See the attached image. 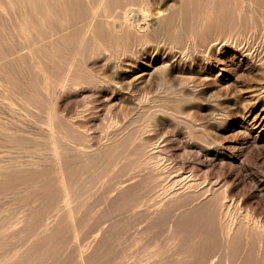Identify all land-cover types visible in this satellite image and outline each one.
<instances>
[{
	"label": "bare ground",
	"instance_id": "bare-ground-1",
	"mask_svg": "<svg viewBox=\"0 0 264 264\" xmlns=\"http://www.w3.org/2000/svg\"><path fill=\"white\" fill-rule=\"evenodd\" d=\"M224 54L264 105V0H0V264H264V204L190 158L202 111L264 130L204 108Z\"/></svg>",
	"mask_w": 264,
	"mask_h": 264
},
{
	"label": "rangeland",
	"instance_id": "rangeland-1",
	"mask_svg": "<svg viewBox=\"0 0 264 264\" xmlns=\"http://www.w3.org/2000/svg\"><path fill=\"white\" fill-rule=\"evenodd\" d=\"M220 58H225L226 61L228 60L227 65L228 64L229 65L227 66L226 70L220 71V68H218L220 66H218L214 69V71H215V73L217 72V73L221 74L222 82H224V83L222 85H218V86L216 84H214L215 86L210 85L211 88H209V91L207 92L208 94H206L203 97L204 100L202 99V103L207 107L206 108L204 106V108L209 110V111L213 110L212 106L210 107L209 104L215 105L217 102L216 97L220 94L219 100H222L221 95H222L223 99L225 97H227L229 99H231V97H233L232 100L234 99L233 101H234L236 107L241 106L242 103H244V102H245L244 104L250 105L246 102V100L249 103H250V101H252L251 102L252 105L250 106V109H252V115L258 111H261L262 115H263L264 114V108H263L264 105H260L256 100L254 101L255 98L252 95L251 87L253 88V86H254V89H255V85L257 82V76L255 75L254 72L249 70L250 65H245L246 62H242L241 68H236L235 64H239L238 59L235 58L233 60V62H231V60H229L231 58H227L226 54H224ZM244 66H246V68H244ZM243 68H244V72L242 70ZM223 85L227 86V88ZM216 86H217V88H216ZM223 87H225L224 88L225 90L222 89V92L218 91V90H221V88H223ZM219 92H221V93H219ZM226 92H228V93L226 94ZM253 93L255 95L254 90H253ZM214 94H215V96L216 95L217 96L215 97ZM251 97H253L252 100H251ZM213 99L214 100L216 99V101H214ZM211 101H212V103H211ZM213 102H215V104ZM220 105H221L222 110L223 109L226 110L227 104H224L225 105L224 106L223 103L219 104V106L217 104L216 106H218V107L215 109H217V110L220 109ZM261 108H263V109H261ZM204 113H205V111H202V113L199 114L197 123H199V122L200 123L198 124L197 128L198 129L200 128L201 132L203 134H205L204 137H206V138L208 137V139H210L213 143H212V146L209 145L210 148H208L209 146L206 147L205 145H203L204 146V148H203L202 142L197 141V144H194V147H193L194 153L190 157L192 163L196 162L195 164L197 165V168L200 170V171L198 170V173L202 174V175L206 174L205 176H207V178L210 180H217L218 178H219V180H221V179L225 178L229 183L234 185L233 186L234 192L237 194L239 193L238 196H240L241 194L244 196L243 205H245L246 207L249 206V208H253L254 210L257 211V213H259V211L262 210L261 209L262 204H264L262 202H264V200H261L260 198L255 197V193L252 192V189H253L252 183H251V181H249V179H250V177H255L256 179L260 178V176L264 177V174H263L264 173V130L262 132H259L255 128L250 129V130H249V128L247 130L246 129L243 130L244 128L241 126L233 127L231 120L229 122H224L225 124L221 123V122H218L217 124H215L216 122L211 121V119L209 118L210 116H208ZM203 114L206 116L204 117ZM200 115H202L203 118ZM252 115L249 118H251ZM204 124H207L208 127ZM199 126H203V127H199ZM201 128L202 129L204 128L206 130H204V129L202 130ZM249 136H250V138H249ZM254 137L256 138V140ZM215 138H216V140H215ZM250 140H251V142H250ZM253 141H255V142H253ZM175 142H174L173 146L171 147V151L174 153L173 154L174 157H176V155L183 153V150H182L183 143L179 141V144H181V145H179L178 141L176 143ZM252 145H255V146H252ZM257 146H259V147H257ZM217 147H218V149H216V150H218L219 152L216 154L215 148H217ZM231 149L234 150L235 152H233ZM220 150H222V151H220ZM220 152H222V153H220ZM215 154H216V156H215ZM222 155H224V156H222ZM232 156H234L235 159H231L230 157H232ZM240 160H242L244 164L240 163L241 162ZM191 161H185V162L183 161L182 162L183 164L180 163L179 161H177V162L180 163L178 165H180L181 167H183V169H185L187 171L188 169L192 170ZM239 163L241 164V166L239 165ZM188 171H190V170H188ZM259 173H260V175L258 176ZM255 174H257V175H255ZM246 193H248V194H246ZM251 194H253V195H251ZM244 201H246V202H244Z\"/></svg>",
	"mask_w": 264,
	"mask_h": 264
}]
</instances>
